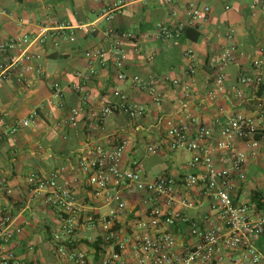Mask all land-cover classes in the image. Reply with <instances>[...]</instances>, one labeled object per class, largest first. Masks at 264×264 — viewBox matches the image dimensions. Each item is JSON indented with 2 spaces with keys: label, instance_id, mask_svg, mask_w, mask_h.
I'll return each mask as SVG.
<instances>
[{
  "label": "crops",
  "instance_id": "crops-1",
  "mask_svg": "<svg viewBox=\"0 0 264 264\" xmlns=\"http://www.w3.org/2000/svg\"><path fill=\"white\" fill-rule=\"evenodd\" d=\"M188 1L0 0L1 41L24 34L34 37L43 28H63L75 38L73 42L52 38L45 46L34 48L42 55L41 73L31 72L21 82L15 76L0 82V129L7 130L37 114L34 125L21 127L16 135L0 141V193L4 196L0 210L9 212L22 231L11 243L16 264H73L53 247L60 215L42 199L32 197L26 184L30 174L50 177L58 173L71 182L79 199H88L90 189L78 168L80 153L88 146L127 140L124 168L138 162L150 179L177 177L188 171L192 156L186 159L169 150L159 120L182 121L196 130L201 125L215 127L217 121L233 115L253 116L264 104V90L240 83L253 61H264V11L254 0H206L211 13L196 27L198 40L175 44L160 36L158 25L174 28L184 22ZM113 4L119 8L109 22L105 17ZM117 34L127 54L124 82L118 80L113 65L105 68L85 58L88 51L104 49L112 60ZM125 34L131 38L123 37ZM230 46L237 49V63L219 70L218 61ZM219 73L224 76L223 85L217 83ZM136 76L154 88L155 95L149 89H135L132 79ZM165 78L179 84L163 83ZM54 83L60 85L58 99ZM77 84L81 92L76 91ZM115 89L145 109L144 117L134 123L123 115L94 122L92 115L113 100ZM79 108L82 113L73 127L71 112ZM154 145L157 153L150 154L147 149ZM248 175L249 181L240 189L241 200L253 198L264 185V149L248 165ZM207 211L208 205H203L185 213L198 220ZM96 237L87 231L85 242L74 245L87 253L89 264H100L92 247Z\"/></svg>",
  "mask_w": 264,
  "mask_h": 264
},
{
  "label": "built area",
  "instance_id": "built-area-1",
  "mask_svg": "<svg viewBox=\"0 0 264 264\" xmlns=\"http://www.w3.org/2000/svg\"><path fill=\"white\" fill-rule=\"evenodd\" d=\"M205 1L189 0L185 21L174 28L159 24L160 36L177 44L186 27H197L210 15L211 7ZM254 1L264 11V0ZM118 8V4L111 5L105 19L113 20ZM66 31L43 28L34 37L24 34L0 40V82L12 76L21 82L31 72L41 73L42 55L34 48L45 46L52 38L73 42L74 35ZM227 36L231 38L232 33ZM110 53L112 60L104 49L88 51L85 58L101 67L113 65L118 80L126 81L127 54L118 34ZM237 57L235 46L227 48L218 61L219 70L236 64ZM163 83L177 86L179 81L165 78ZM217 83H224L220 73ZM240 83L254 89L264 86V61H253L251 71L241 75ZM132 85L155 95L154 88L138 76ZM52 89L60 98V85L54 83ZM75 89L82 91L79 84ZM112 95L113 100L92 115L94 122L123 115L134 123L146 114L121 89ZM81 113V108L72 110L69 122L73 127ZM36 119L33 113L7 130L0 129V141L16 135L21 127H31ZM158 125L166 130L169 150H185L192 156L188 171L177 177L150 179L138 162L124 168L127 140L88 146L80 153L78 168L90 189L88 199H79L71 182L58 173L27 177L32 197L42 199L60 215V226L52 235L56 252L73 264H89L87 253L74 245L85 242L83 234L91 231L97 236L92 242L100 241V264H264V185L256 191L260 203L253 198L241 200L239 195L241 186L249 181L248 165L264 149V104L253 116L233 115L224 122L217 121L215 127L201 125L192 130L174 119L159 120ZM147 150L156 154L158 147ZM3 199L0 193V208ZM203 205H208V211L202 219L186 215L185 211ZM21 232L15 218L1 209L0 264L17 263L11 243Z\"/></svg>",
  "mask_w": 264,
  "mask_h": 264
},
{
  "label": "trees",
  "instance_id": "trees-1",
  "mask_svg": "<svg viewBox=\"0 0 264 264\" xmlns=\"http://www.w3.org/2000/svg\"><path fill=\"white\" fill-rule=\"evenodd\" d=\"M200 37V33L197 31L196 27H186L183 31L181 36L179 37V41L184 40V39H189L192 41H197L198 38ZM264 90V86L260 87V91L262 92ZM259 193H254L253 194V199L254 201H257L260 203V198H259ZM99 243L100 241H97L94 245H92L93 248L96 250V256H100V248H99Z\"/></svg>",
  "mask_w": 264,
  "mask_h": 264
},
{
  "label": "rangeland",
  "instance_id": "rangeland-1",
  "mask_svg": "<svg viewBox=\"0 0 264 264\" xmlns=\"http://www.w3.org/2000/svg\"><path fill=\"white\" fill-rule=\"evenodd\" d=\"M145 150H146V144L145 145H143V148H142V151H144L145 152ZM178 152V154H180V155H182L184 158H186V159H188L189 157H190V153H188L187 151H185V150H181V151H177ZM146 155V154H145Z\"/></svg>",
  "mask_w": 264,
  "mask_h": 264
}]
</instances>
